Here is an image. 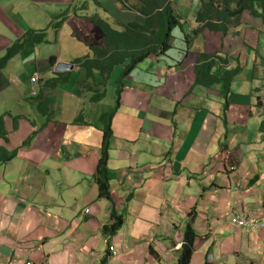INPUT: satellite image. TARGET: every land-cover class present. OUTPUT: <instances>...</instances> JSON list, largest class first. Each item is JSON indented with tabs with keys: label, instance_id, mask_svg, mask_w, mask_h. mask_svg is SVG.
Instances as JSON below:
<instances>
[{
	"label": "crops",
	"instance_id": "0c3cea01",
	"mask_svg": "<svg viewBox=\"0 0 264 264\" xmlns=\"http://www.w3.org/2000/svg\"><path fill=\"white\" fill-rule=\"evenodd\" d=\"M37 1L53 9L45 10V23L26 20L0 0V16L12 21L3 16V24L14 31L0 29V58L31 29L49 33L47 42L26 43L22 62H12L16 55L0 67V114L8 131L0 146L18 149L0 165V264H175L189 223L198 233L191 264H264V230L230 221L249 209L264 214L262 19L246 11L227 35L195 19L189 29L202 26L195 34L202 46L187 42L180 27L166 56L146 58L123 79L112 121L110 201L99 197L93 175L105 140L103 116L115 105L123 67L108 83L99 71L87 77L75 63L93 55L83 39L103 46V34L90 21L69 44L56 32V12L58 4L69 8L79 0ZM86 30L94 35L84 36ZM203 52L237 58L230 62L239 70L229 102L218 87L196 83ZM59 63L73 69L58 71ZM35 131L33 145L23 148ZM112 206L124 224L105 236Z\"/></svg>",
	"mask_w": 264,
	"mask_h": 264
},
{
	"label": "trees",
	"instance_id": "16d2710c",
	"mask_svg": "<svg viewBox=\"0 0 264 264\" xmlns=\"http://www.w3.org/2000/svg\"><path fill=\"white\" fill-rule=\"evenodd\" d=\"M121 3L124 0H118ZM132 8L141 17L140 19H130L121 22L120 26H115L110 21L91 16L90 20L96 25L102 37L103 46L92 45L95 40L83 41L90 46L92 56L88 55L79 58L75 63L86 71V76H93L94 71H99L103 76V81L108 83L117 66H122L123 71L118 78L120 86L116 89V102L114 107L103 116V140L100 157L98 160L96 172L93 175L94 181L98 184L99 197L111 200L110 192V151L113 138L112 121L120 107L121 93L124 88L123 79L129 75L135 67L150 56H166L172 46L171 38L173 28L176 25L184 29L185 21L175 10L174 0H133ZM75 2V1H74ZM201 8L196 15L197 23H204L213 33H224L227 35L231 31L232 18L235 24L239 23L244 12H250L252 16L261 18L264 22V0H200ZM75 4V3H74ZM100 6V3L98 2ZM86 6H71L69 10L60 13L55 24L56 32L60 30L66 18L70 14H78L79 10H85ZM54 25V23H53ZM202 26L190 30L193 34L201 32ZM47 29H31L26 32L8 47L5 54L0 58V67L14 58L19 52L25 49L27 42L41 44L49 41ZM187 42L191 43L194 39L191 36H185ZM231 60L237 58H224L219 53L210 55L206 52L200 54V59L195 66L196 83L207 88L218 87L229 102L231 86L239 70V67L231 68ZM53 81H51L52 83ZM57 82V81H56ZM53 83L54 84H56ZM226 107H229L227 104ZM50 119H47L43 128L48 126ZM19 127L18 120L15 118L13 123L14 130ZM39 131L35 133L23 144V148H29L33 145ZM0 138L8 141V131L5 126V115L0 114ZM18 149L12 151L0 146V165L6 163L17 156ZM111 218L113 224L103 227L102 232L105 236L115 235L124 224V219L118 214L112 206ZM198 233L194 224L189 223L183 231V242L178 252V258L175 264H191L195 252V243ZM106 262V261H105ZM103 262V264H105ZM207 264H211L208 262Z\"/></svg>",
	"mask_w": 264,
	"mask_h": 264
},
{
	"label": "rangeland",
	"instance_id": "374dc122",
	"mask_svg": "<svg viewBox=\"0 0 264 264\" xmlns=\"http://www.w3.org/2000/svg\"><path fill=\"white\" fill-rule=\"evenodd\" d=\"M9 1L10 3L13 4L16 10H18L20 13L24 15L26 20L30 19L33 21H37L39 23H45V20H46L45 10L49 12H53V9L48 7V5L50 4L46 2H38L37 0H9ZM98 2L100 3V6L98 5ZM174 3H175V10H176L177 15L181 16L183 20L186 21V23L184 24V29H185L187 36H191L193 39H195V43H194L195 47L202 46V40H203L202 37L197 38L195 37V34L189 31L190 23L196 19V15L201 8L200 0H174ZM133 4H134L133 0H124V2L122 3L118 0H79V3L75 6L76 7H81L82 5L86 6V9L84 11L83 10L78 11V14H81V15L83 14L84 17L78 16L74 18L73 16H70L66 18V20L63 23L62 28L60 29L62 36H64L65 38V42L69 44L72 43V35L74 34V32L80 26H83L87 23L90 24V21H91L90 17L94 15L110 21L115 26H120L121 22H126L127 20H130V19H140L141 17L139 16V14L136 13L135 10L132 8ZM58 6L60 8L56 12L58 13V16L56 17L59 18V14L69 10V8H67V4H58ZM3 16L4 18H6V20H8V22H12L11 19H9V17H5L8 15H2V17L0 16V29H3L6 35H13L14 31L7 25L3 24ZM74 20H77L78 24L77 23L74 24L73 23ZM234 26H235V19L232 18L231 27L234 28ZM176 30L180 31L179 25H176L173 28V34ZM91 35H94L92 30L91 31L86 30L84 32V36H91ZM180 37L181 36H178L179 40L181 41V43L184 44L183 40ZM262 42H264V36L262 37ZM78 44L79 46H84L83 43L79 42ZM215 47L216 46L213 47V50H216ZM64 50L67 51V45H65ZM22 58H23L22 55H17L15 59L12 60V62L14 61L22 62ZM61 58H67L66 52H64ZM236 63L237 62H235V64H233L232 66H236ZM142 65L143 63L140 64V68L142 67ZM246 67H247V72H249L252 69V66L250 64H247ZM27 69L29 68L27 67ZM259 70H261L259 71V74L263 77L264 69H259ZM245 76H247V73L243 75V77ZM10 81L12 82L11 79ZM248 85L249 83H246V86ZM12 86L15 87L13 84ZM113 92L114 91L110 89V93H113ZM17 98H20V94L16 96V99Z\"/></svg>",
	"mask_w": 264,
	"mask_h": 264
},
{
	"label": "built area",
	"instance_id": "2783aa9c",
	"mask_svg": "<svg viewBox=\"0 0 264 264\" xmlns=\"http://www.w3.org/2000/svg\"><path fill=\"white\" fill-rule=\"evenodd\" d=\"M40 81L39 76L35 75L33 77V82L38 83ZM231 223L238 227L245 229L247 231H262L264 230V214L263 216H258L256 210L249 209L246 212H236L231 216ZM111 251L114 252V255H117L115 247H111Z\"/></svg>",
	"mask_w": 264,
	"mask_h": 264
},
{
	"label": "water",
	"instance_id": "95a60500",
	"mask_svg": "<svg viewBox=\"0 0 264 264\" xmlns=\"http://www.w3.org/2000/svg\"><path fill=\"white\" fill-rule=\"evenodd\" d=\"M67 69H73V65L68 64V63H59L57 65V70L58 71L67 70Z\"/></svg>",
	"mask_w": 264,
	"mask_h": 264
},
{
	"label": "clouds",
	"instance_id": "9594fccd",
	"mask_svg": "<svg viewBox=\"0 0 264 264\" xmlns=\"http://www.w3.org/2000/svg\"><path fill=\"white\" fill-rule=\"evenodd\" d=\"M81 15V14H80Z\"/></svg>",
	"mask_w": 264,
	"mask_h": 264
}]
</instances>
